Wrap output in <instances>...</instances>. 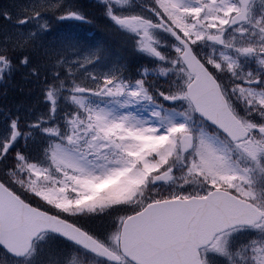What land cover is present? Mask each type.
Wrapping results in <instances>:
<instances>
[{
  "label": "snow or ice",
  "instance_id": "1",
  "mask_svg": "<svg viewBox=\"0 0 264 264\" xmlns=\"http://www.w3.org/2000/svg\"><path fill=\"white\" fill-rule=\"evenodd\" d=\"M97 6L134 71L70 0L0 10V264H264V0Z\"/></svg>",
  "mask_w": 264,
  "mask_h": 264
},
{
  "label": "trees",
  "instance_id": "2",
  "mask_svg": "<svg viewBox=\"0 0 264 264\" xmlns=\"http://www.w3.org/2000/svg\"><path fill=\"white\" fill-rule=\"evenodd\" d=\"M21 0H0V10H7L15 12V5L20 3ZM71 3L77 4L82 11L87 15L90 23H81L79 21H65L62 25L55 22L53 18V27L60 29L61 32L72 33L80 37L88 38L89 42H100L106 44L112 51L119 52L121 55L128 59L131 69L134 71L135 66L143 63L139 58H133L130 54L124 51L116 38L112 35L108 22L103 17L102 11L97 6L98 0H70ZM7 27V22L3 16H0V31ZM24 87L27 89V85L23 84L20 77H17L13 82H10L6 86H0V96H4L2 93L6 91V97L9 99L7 106H11L19 101L25 100V96L22 95L18 89ZM4 99V98H3ZM0 105L2 100L0 97Z\"/></svg>",
  "mask_w": 264,
  "mask_h": 264
}]
</instances>
